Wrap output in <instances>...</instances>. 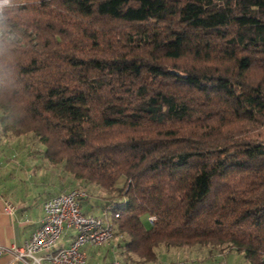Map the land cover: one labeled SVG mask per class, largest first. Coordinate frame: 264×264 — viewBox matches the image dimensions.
Returning <instances> with one entry per match:
<instances>
[{
	"label": "trees",
	"instance_id": "1",
	"mask_svg": "<svg viewBox=\"0 0 264 264\" xmlns=\"http://www.w3.org/2000/svg\"><path fill=\"white\" fill-rule=\"evenodd\" d=\"M28 134L108 191L125 264H264V0H11L0 145Z\"/></svg>",
	"mask_w": 264,
	"mask_h": 264
},
{
	"label": "built area",
	"instance_id": "2",
	"mask_svg": "<svg viewBox=\"0 0 264 264\" xmlns=\"http://www.w3.org/2000/svg\"><path fill=\"white\" fill-rule=\"evenodd\" d=\"M88 196L85 188L73 187L48 198L44 202V215L30 238L19 246L16 244L1 245L0 254L11 252L19 261L28 264H40L41 258L36 256L39 251L46 250L44 257L50 264H87L86 246L100 247L114 237V223L109 215L115 204L108 203L102 214L85 213L82 208L83 200ZM6 210L13 211V206L7 204ZM119 213H115L118 217ZM153 223L155 216H150ZM74 238L67 246L54 250V246L68 232ZM28 258L32 261L29 262ZM106 264H123L118 258H113ZM166 264H187L183 260Z\"/></svg>",
	"mask_w": 264,
	"mask_h": 264
},
{
	"label": "crops",
	"instance_id": "3",
	"mask_svg": "<svg viewBox=\"0 0 264 264\" xmlns=\"http://www.w3.org/2000/svg\"><path fill=\"white\" fill-rule=\"evenodd\" d=\"M20 138V137H16ZM10 146L9 148H7ZM18 145H5L4 143L0 145V244L1 245H23L26 240H28L33 233V231L39 225V221L44 215V202L54 196L59 194L64 190H69L73 186L81 187V185L74 179L73 177H68L67 180L69 184L64 186L63 183L58 184L57 180L59 175L55 176L53 179H45L42 175L44 174V167L47 165H42L43 168L39 170V174L33 175L32 171L29 167L36 165L35 161H24L26 154L21 156V150L19 149ZM2 149H5V152H1ZM44 157V155H40V157ZM20 158L18 161L17 158ZM15 161H14V160ZM14 161V162H13ZM45 160H43L44 162ZM12 164L14 166H12ZM15 168V169H27V181L29 185L25 186V183H19L16 180L12 181L11 176L7 177L8 169ZM22 181V180H21ZM14 182V183H13ZM16 182V183H15ZM79 184V185H77ZM88 191V190H87ZM90 192L88 191V196L86 199L83 200L82 208L85 213L94 214L93 208V201L90 200ZM7 204H11L13 206V211L9 212L6 210ZM74 235L71 231H68L54 246V250L58 249L62 246H67L70 244ZM104 246V245H103ZM115 242L111 243V249H114ZM93 248L86 246L85 250L87 254L89 251H92ZM46 250L39 251L36 256L42 257L40 264H50V262L43 258ZM94 254L96 251H92L91 253ZM110 252V251H109ZM218 252L219 255L224 257V255L229 254L231 252L227 251H213ZM210 251V253H213ZM107 253V251H106ZM105 255V254H104ZM101 252L92 257L93 262L95 264H106L108 261L113 259L114 255L107 258ZM89 255L87 264L89 262ZM183 259L181 256L175 257L173 260H169L164 262L166 264L168 262H174L178 259ZM28 261L31 262L32 259L28 258ZM185 261V260H184ZM186 262V261H185ZM0 264H28L26 261H19L15 258V255L11 252H4L0 254ZM38 264V263H36Z\"/></svg>",
	"mask_w": 264,
	"mask_h": 264
},
{
	"label": "rangeland",
	"instance_id": "4",
	"mask_svg": "<svg viewBox=\"0 0 264 264\" xmlns=\"http://www.w3.org/2000/svg\"><path fill=\"white\" fill-rule=\"evenodd\" d=\"M7 141H9V145L19 144V147H20L19 149L21 150L20 152L21 156L23 154H26L24 161H31V162L35 161L36 165L35 166L32 165V167H29L34 176L36 174H39V170L43 168L42 165L45 163L44 165H47V166L44 167L45 169H43L45 171L44 174L42 173L45 179H50V178L53 179L55 176L59 175V178L57 180L58 184L63 183L64 186H67L69 184V181L67 180V178L69 176L70 177L72 176L68 172H66L62 166L53 165L45 157H42V156L40 157V155H44L45 146L40 141H38L36 137L32 136L31 134L30 135L28 134V135L20 136L19 139L16 137H12L11 139ZM3 143L7 144L6 141H2V144ZM9 147L10 146H8L7 148ZM4 150L5 149H2L1 152L6 151ZM20 158L19 157L17 158L18 161L20 160ZM43 160L45 161L43 162ZM12 166L14 165L12 164ZM26 171L27 169H23V168H20V169L9 168L8 169L9 174L6 176L7 177L11 176L12 181L16 180L19 183L20 182L25 183V186H26V185H29V182L27 181V178H26L28 175V172ZM76 181L81 185L80 180H76ZM82 185L88 188V191L90 192V195H89L90 200L93 201L94 203L93 205V208H94L93 210L95 212L94 214H99V215L102 214L104 208L107 205V201L105 197L109 196L108 191H106L103 188H100L99 186H96L95 184L94 185L92 184L84 185L82 183ZM73 187H78V186H73ZM111 213H112V210H109V215H111ZM143 221L146 227H150L152 225L148 217L144 218ZM119 235L121 234L116 233L114 231V237L110 241H108L104 246L93 248L92 251H96L95 254L94 252L91 253L92 251H89L88 255L90 257H89L88 264H95L93 262L92 257H95V255L98 254L99 252H101L103 255L105 254L104 256H106L107 258H110V256L113 253L115 254L113 258H118L119 260H122V262H124L122 254H118V252L120 251V249L118 248L119 243L123 242L121 236ZM113 242H115V246H114V249H111V243ZM226 251H228V249H226ZM162 253L163 252L160 251L159 260L151 264H163L164 262L173 260L177 256L183 257V259L181 258V259H178L177 261L179 260L184 261L185 259L187 264H249L248 260L244 257L243 254H240L238 252H231L229 254L224 255V257H222L221 255L218 254V252L210 253V247L208 246H205V247L187 246V247H184L183 249H172V251L169 253H163V254Z\"/></svg>",
	"mask_w": 264,
	"mask_h": 264
},
{
	"label": "clouds",
	"instance_id": "5",
	"mask_svg": "<svg viewBox=\"0 0 264 264\" xmlns=\"http://www.w3.org/2000/svg\"><path fill=\"white\" fill-rule=\"evenodd\" d=\"M10 3L11 0H0V10H3V8L9 5Z\"/></svg>",
	"mask_w": 264,
	"mask_h": 264
}]
</instances>
